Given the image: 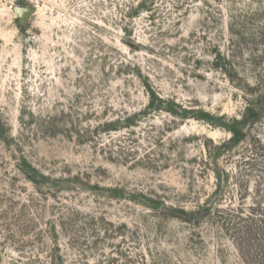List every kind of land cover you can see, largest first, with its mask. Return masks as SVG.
<instances>
[{
	"label": "rangeland",
	"instance_id": "rangeland-1",
	"mask_svg": "<svg viewBox=\"0 0 264 264\" xmlns=\"http://www.w3.org/2000/svg\"><path fill=\"white\" fill-rule=\"evenodd\" d=\"M0 264H264V0H0Z\"/></svg>",
	"mask_w": 264,
	"mask_h": 264
},
{
	"label": "water",
	"instance_id": "water-1",
	"mask_svg": "<svg viewBox=\"0 0 264 264\" xmlns=\"http://www.w3.org/2000/svg\"><path fill=\"white\" fill-rule=\"evenodd\" d=\"M23 10V11H20ZM15 12L19 15V16H28L32 13V9L30 8H22V7H16L15 8Z\"/></svg>",
	"mask_w": 264,
	"mask_h": 264
},
{
	"label": "clouds",
	"instance_id": "clouds-1",
	"mask_svg": "<svg viewBox=\"0 0 264 264\" xmlns=\"http://www.w3.org/2000/svg\"><path fill=\"white\" fill-rule=\"evenodd\" d=\"M20 11H23V10H20Z\"/></svg>",
	"mask_w": 264,
	"mask_h": 264
}]
</instances>
